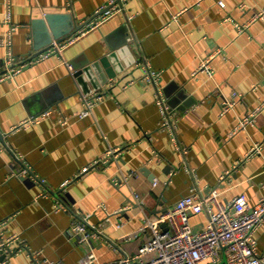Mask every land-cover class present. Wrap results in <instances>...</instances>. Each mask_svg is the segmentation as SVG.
<instances>
[{"label": "crops", "instance_id": "crops-1", "mask_svg": "<svg viewBox=\"0 0 264 264\" xmlns=\"http://www.w3.org/2000/svg\"><path fill=\"white\" fill-rule=\"evenodd\" d=\"M109 2L0 0V38L15 27L14 65L3 62L7 47L0 43V77L7 75L0 80L5 138L0 140V236L15 234L23 241L11 245L9 264H81L90 247L96 264H135L151 236L140 230L144 218L181 196L218 187L224 201L244 194L253 206L264 197V109L234 131L264 102V17L238 28L264 0H127L122 11L91 20L101 22L62 54L21 63L38 51L32 41L43 28L32 24L45 13H70L82 24ZM41 42L40 37L37 45ZM125 44L128 53L117 58L123 69L85 92L74 76V61L98 60ZM218 49L212 76L197 71ZM117 63L110 65L116 69ZM145 66L157 82L143 77ZM234 92L241 96L225 110L223 100ZM158 93L175 131L162 126ZM86 96L101 97L82 115ZM31 118L29 125L14 128ZM255 145L261 152L251 153ZM115 146L124 148L121 155L96 162ZM26 166L31 171L17 176ZM87 213L88 224L102 230L91 245L69 234ZM208 218L205 212L192 217L194 229ZM256 237L264 254V223Z\"/></svg>", "mask_w": 264, "mask_h": 264}, {"label": "built area", "instance_id": "built-area-1", "mask_svg": "<svg viewBox=\"0 0 264 264\" xmlns=\"http://www.w3.org/2000/svg\"><path fill=\"white\" fill-rule=\"evenodd\" d=\"M125 1L127 0H110L107 7L101 8V11L104 10L101 19L105 20L122 11ZM263 17L264 7L253 13L244 24H238V28L244 30L253 21L262 19ZM6 22L8 24L11 23L10 12ZM100 22L101 20L91 22L87 26L88 28H82L62 41L53 42L50 48L42 51L38 56L24 59L21 63L29 64L48 58L56 53L62 54L65 49L72 46L79 38ZM14 30V25L9 26L8 31L0 38V43L7 47V54L5 61H3L7 65L15 64V57L11 50V37ZM218 52H220V49L212 51L204 57L197 71L206 72L212 76L213 69L210 63L212 57ZM68 66L70 69L72 68L71 65ZM11 72L15 73L17 69L13 67ZM6 76V74L5 76H1L0 80L5 79ZM143 77L150 82H157L158 80L157 74L147 66H145ZM240 96V93L234 92L230 98L225 97L223 100L224 109L228 110L231 108ZM100 97L86 96V109L81 112L82 115L88 113L95 100ZM158 103L163 114L162 126L169 128L170 131H175L167 105H165V100L161 94L158 95ZM263 109L264 102L242 118L237 123L234 131L246 128ZM33 121H35L34 118L26 119L14 128L29 125ZM2 149L4 147L0 145V151ZM123 150L124 148L121 146L112 147L103 158L96 162L106 163L111 156L115 158L121 155ZM254 152H261V145H255L251 149V153ZM89 169L90 166L85 167L84 171ZM29 171L31 169L26 166L23 172L16 175L23 176ZM129 175H132V172ZM35 179L41 184L45 182L43 178L40 179L37 176H35ZM158 182V180L154 179V185H157ZM197 190L196 192L181 196V199L171 207L164 208V210L154 215L147 214L140 230L150 232L151 236L140 247L135 264H263L264 254H260L258 251L256 232L264 223V197L256 205L251 206L244 194L235 196L231 201H224L219 196L220 191L218 187L210 188L206 193L199 189ZM133 198L136 203L142 204V198H140L138 193H135ZM131 205L123 206L116 210L115 213H122L127 208L129 209ZM201 212L207 213L209 218L207 223H203L199 230H195L192 224V217L199 215ZM89 216V213L84 214L82 220L75 222L71 226L69 234L78 238V242L91 245L92 241L101 235L102 230L97 225L92 226L88 224ZM106 223H110V216L107 217ZM121 224L118 223L117 225L121 226ZM16 242L23 245V241L15 234L9 235V237L0 236L1 264H9L8 253L13 251L11 245ZM148 255L150 256L146 259L145 256ZM97 260V254L90 247L88 252L82 257L81 264H96Z\"/></svg>", "mask_w": 264, "mask_h": 264}, {"label": "water", "instance_id": "water-1", "mask_svg": "<svg viewBox=\"0 0 264 264\" xmlns=\"http://www.w3.org/2000/svg\"><path fill=\"white\" fill-rule=\"evenodd\" d=\"M104 13V10L98 12L93 15L88 21L79 24L76 22L75 18L72 14L66 12H55V13H45L42 16V19H38L33 22V27L38 25L43 28L41 32L42 42L38 43L40 37L38 36V32L35 31L34 42L36 50H38L34 56H38L42 51L47 50L52 46L53 42L62 41L70 36H72L75 32L84 28L85 25L90 23L98 15ZM34 30H37L35 28ZM129 47L125 44L119 51H111L108 55L99 58L98 60L89 61V59H84L80 61H74L75 64V72L74 76L78 80L79 85L83 88L85 92L89 90V84L93 85L95 88L99 86V82L106 83L108 82L110 77H114L118 72H120L123 67L122 64L117 60L118 55H122L124 57L125 53H128ZM134 60V58H132ZM111 61H118V66L116 69L111 67ZM103 67H107L106 73L103 71ZM0 140L5 143V138L2 132H0ZM60 193V192H59ZM55 192L57 198H63L62 194Z\"/></svg>", "mask_w": 264, "mask_h": 264}, {"label": "rangeland", "instance_id": "rangeland-1", "mask_svg": "<svg viewBox=\"0 0 264 264\" xmlns=\"http://www.w3.org/2000/svg\"><path fill=\"white\" fill-rule=\"evenodd\" d=\"M193 221H194V219H193Z\"/></svg>", "mask_w": 264, "mask_h": 264}]
</instances>
